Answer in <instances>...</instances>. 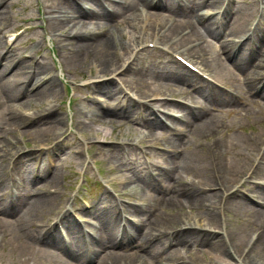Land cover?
<instances>
[{"label":"rangeland","instance_id":"rangeland-1","mask_svg":"<svg viewBox=\"0 0 264 264\" xmlns=\"http://www.w3.org/2000/svg\"><path fill=\"white\" fill-rule=\"evenodd\" d=\"M123 1L125 5L118 8L119 13L124 14L126 18L122 16L118 23L115 21H93L81 16L82 13L76 7L77 5L88 11L99 9L93 0H78L76 2L77 5H73L75 4L73 0V4H68L61 0H13L10 3L7 2L2 12L0 11V60L2 58L5 59L8 55L14 58L19 54H29L32 59V62L29 60L30 65V63L34 64V59L37 56L43 55V62L48 63V70L50 71L47 76L54 75L59 77L60 74L57 70L59 68V70L65 73V76L62 78L66 79L59 80L57 98H51L50 101L45 102L42 106L32 99L29 101L28 99L20 98L19 103L25 102L23 103V107L18 108L17 111L15 110L11 114L8 109L10 104L7 105V102L0 100V144L6 137L13 138L11 140L13 150L3 163L6 174L4 185L0 184V208L5 206L9 198V189H11V192L18 190L24 199L22 209L15 207L11 216L0 214V264H51L53 256L58 255L51 253L48 248L30 243L29 236H37V234L46 232L45 230L48 228V225H56L58 222L57 214L60 210L65 212L70 219L73 218L69 211L71 210V206L74 210V205L71 202L76 197L77 202L75 206H78L80 203L79 196L82 193L86 194L88 198L86 204L90 206L96 204L89 214L82 215L84 220L91 225L94 224L96 232L102 229L104 231V222L100 217V212L105 209H110V212H118L119 209L115 207L112 197L107 195L98 183L96 179L97 172L94 167L95 163L97 168L102 172V176L112 184L122 198L132 200L133 203L137 204V206L129 208L124 206V213L133 221L138 222V224L141 223L144 228H152L154 230L153 235L155 236L154 240H151L150 245H147L145 250L138 254H136L135 248H132L133 243L129 242V240H121V237L114 247L108 245L105 251H102L100 246L94 244L90 250L91 252H100V255H97V259H101L102 264H171L168 261L169 254L176 249L178 250V255L176 256L179 257V262L175 264H185L183 262L190 264H227L225 262L222 263L220 259L226 256V245L220 241L222 248L219 251H212L208 247V243H212L210 242L211 237H207L208 239L205 242H201L196 234L195 238L190 239L188 242L172 247L168 246L170 241L156 238V234L159 233L156 232V229L157 231L168 230V225L170 226V222H173V215L178 214L179 209L173 208L171 202H181L184 205L183 210L186 212V217L183 216V218L191 219V221L195 219L199 224L207 223L211 218L218 215L221 222L222 220L225 221L228 233L233 236L231 244L236 249L246 246V242L256 233L253 231L264 224V209L260 211L261 215L253 216V210L251 209L253 206H248V204L241 202L240 199L237 200L242 195L241 192H236L235 196L232 195L231 199L224 205L223 202H219L218 197H213V193H207L206 190L197 192L196 194V192H189L187 190L188 187L185 190L180 189V184L182 185L184 179L189 181V183L200 184L204 178L212 176L207 151L210 150L211 145L214 143V139L210 137L211 135L217 136V134L215 135L217 129L222 132L220 136H224L227 144L223 156L230 163L231 177L237 181L239 180L253 160L259 159L258 153L263 148L264 101L262 104L251 101L244 103L237 98L230 97L227 94L228 88L221 82L226 77H223L219 71L207 64L208 67H204L207 70L206 74L210 77L214 76L222 84L220 85L222 88L211 86L215 92V96L211 98L217 100L214 101L209 96L207 107L210 111L203 112L204 119L210 116L215 117L213 127L204 128L198 132L199 126L195 125V121H188L186 124L179 122L176 128L178 131L177 136L170 137L158 126H151L149 121L145 123L148 118L138 108L136 110L139 118L135 112L124 113L122 108L124 102L119 104V99L122 96L119 91L105 97L95 94L98 88L103 89V87H107L113 89L112 85H114L115 81L113 83L106 81L100 86H96V88L83 87V81L93 78L96 74V67L100 68L101 66L99 67V63H97L98 59L94 55L88 56L84 54L83 61L76 62L75 57L80 55L82 45H88L93 42L76 43L77 41L70 39L67 35L72 33L84 34L85 36L95 38V40L100 36H105L114 43L112 48L113 56L119 61L120 54L126 52V45H128V40L131 36V30L126 27L127 23H123L132 14V11L129 10V5L132 8L134 7V10L136 8L137 13L144 11L141 7H137L132 0ZM237 1L238 3L235 4V0H224L222 5H217L219 8L216 6L218 9L208 8L207 11H201L197 8V10L199 14L208 12L217 14L222 12V8L227 6V4H231L232 11L239 15L243 8L246 9L250 5V7L253 6V10L248 18L250 22L254 13L256 14V11L260 8L259 4H257L259 0ZM219 3H221V0H219ZM49 6L53 10L60 9L61 7L65 9H61L62 13L54 12L50 14V10L47 9ZM194 7L193 4H189L183 10L176 11V15H174L175 7L171 5V12L174 11V14L170 15L168 13L162 20L161 26L163 27L167 22L173 20V18L181 21L190 20L194 13L192 10ZM160 11L161 8L151 10V13L156 14L160 13ZM152 14H150V19L146 23L147 27L150 28H152L156 18ZM257 17L258 15L253 18L254 23ZM30 19H38V21L28 23L27 21ZM211 21L213 22V30L218 35L229 28V18L227 21H224L222 16H220L218 20L212 18L208 23ZM33 26L42 27V29L30 30L24 33L27 28L29 30V27ZM161 26L159 29L162 28ZM260 26L264 27V18L261 20ZM147 30L149 33L152 32L149 28ZM157 31L158 29L154 30L153 33ZM21 35L22 37L20 38ZM14 36H19V40L12 43ZM48 41H50V45L53 48L56 46L55 51L49 48ZM208 42H210L209 44L218 45L211 38L208 39ZM77 44L78 47H76ZM37 45L40 48L34 49ZM216 49L217 47L214 46L213 51H216ZM152 52L150 51V53ZM55 58L57 62L61 63V66L58 65L57 67V64L53 63ZM197 59L200 58L197 56ZM146 61L147 63L152 61L158 63L154 67L156 71L152 69L143 74L146 76L144 79L147 78L146 81L142 79L141 81L133 82L135 87L138 86L142 97H151L157 94L186 96L189 94H186L185 91L191 87L195 89L203 87L205 92L208 93L209 91L208 83L193 72L185 70L182 66L174 67L173 64H160L161 61L167 62L168 59L166 58L160 59L158 56L151 55ZM1 63L4 65L5 61L2 60ZM109 72L105 71V74ZM112 73L113 71L108 74L107 78H110ZM10 74L11 72L6 77H9ZM181 75L192 79L193 83L185 86L180 84L178 78ZM66 81H69L68 84L72 89L71 95L66 90ZM55 85L57 86V84ZM235 88L239 90L238 87ZM234 91L237 92L235 89ZM70 96L74 100L71 111L68 104ZM93 96L98 98V103L90 101ZM245 98L248 99L247 96ZM193 99L197 100L198 96H194ZM255 100L254 98L253 101ZM198 101L201 102V100ZM102 104L109 108V110H106L107 108L104 109ZM48 108H54L55 112L53 114L59 116V118H66L65 128H60L51 134L46 133L53 120L44 118L45 114H41L39 111H44ZM166 108L172 109L170 105ZM22 111L30 116L27 121L22 117ZM102 113L103 117H101ZM184 113L186 114V112ZM153 117L154 115L151 114L150 118L154 119ZM18 118L26 123V128L19 123ZM142 122L144 123L142 124ZM27 130L30 131L27 132ZM7 132L10 133L7 134ZM171 138L180 139L181 142L185 139L186 144L183 147L185 149L183 155L166 154L168 149L174 150L175 153L177 152V149L168 147L166 144V140ZM99 140H106L110 143H100L98 142ZM132 141L140 145L143 150L129 147L128 144L132 143ZM44 148L46 150H41ZM18 150L22 152L41 150V152L35 153L33 156L27 155L25 158H21L20 163H17L16 160L11 162L10 160L16 156ZM193 152H197L202 156L204 155L200 163L201 165L203 161L205 162L206 168L204 170L189 171L185 167L184 158ZM169 155L171 156L168 157ZM166 160L173 162L172 166L175 172L173 173L172 181L175 179V176L183 177L178 182L179 184H173L176 188L173 190L170 189V186H173L169 182L170 177L164 176V172L156 169L158 162H161L162 166L169 167ZM261 166L259 175L263 180L259 182L264 183V164L261 163ZM39 170L41 172L44 171L40 176L46 178L36 181L37 174H34V172H38ZM45 170L55 172L57 180L47 183L50 179L47 178L49 174ZM146 170H154V176H150ZM89 178L92 179V182L94 181L98 184L93 186L92 183H89L88 185H92L93 188L87 193L85 189L86 182L83 183L81 189L79 185L84 179ZM41 187L42 191L49 189V193L53 197L58 198V204L54 208L55 211L49 214L44 211H38L32 216L24 217L25 219L22 218L21 216L24 215L25 209L31 204L28 206L27 203L33 197L30 200H26L25 198L36 194L37 190ZM181 187L185 188L186 185L183 184ZM215 188L216 190L214 189L210 192L219 191L218 187ZM195 189L197 187H194L192 190ZM241 190L246 191L245 186ZM54 191L55 193L53 194ZM183 191L189 192L186 193L188 195H195L194 197H206L204 204L199 205L201 208L191 210L190 207L193 205L185 201L186 199L183 195L185 192ZM230 192H233V189ZM256 198L260 200L258 199L260 197L257 196ZM80 208L88 211V208L83 206V204ZM161 215L163 216V221L160 224V228H156V219ZM119 218L121 219V217L118 216L117 225ZM167 219L168 221L165 223ZM88 223H86V227L92 229L93 225L91 228ZM175 223L180 226L185 225L181 220ZM221 227L219 230L210 229L209 233L221 231ZM78 244L80 245L81 243ZM79 247L84 248L83 246ZM24 249L28 251V255L25 254ZM22 250H24V253H21ZM131 260L132 262H130ZM246 260H248V264H264V239L253 252L252 257ZM93 261H96L95 257L91 262ZM65 264L77 263L70 261ZM230 264H236V261L233 260Z\"/></svg>","mask_w":264,"mask_h":264},{"label":"bare ground","instance_id":"bare-ground-1","mask_svg":"<svg viewBox=\"0 0 264 264\" xmlns=\"http://www.w3.org/2000/svg\"><path fill=\"white\" fill-rule=\"evenodd\" d=\"M135 3H137L139 6L143 7L148 15H144V13H137V10L134 7L132 8L129 5V10L132 11V14L127 18V20L123 21V23H127V28L131 30V36H130V42L137 47L138 45L142 46L145 42H148L147 39L152 38L159 42L158 39L165 40L166 38L170 37L166 35V33H162V30H169L170 35L174 38H177V40H181L180 43H185L188 40L196 39L197 42L204 40L205 38H212L214 40H217L219 45L216 49V51H213L214 45L208 44V41H203L201 44L197 46L196 49H183V48H176V51H179L181 55L188 56L191 59H194L197 61V64L201 67H208L211 66L215 68L217 71L221 73V75L226 77V79H222V83L225 85H228L229 91H233L234 89L237 91V94H232L231 97H239L241 101L244 103H247L249 101L255 102L257 104H262L264 101V28L256 27L254 30H252L250 27V22L248 20L251 11L253 10V6L248 7L246 9H242L241 12L238 14H232V13H224L223 15H227L231 18L232 21V27L231 29L227 30L225 33H221L220 35L216 34L211 27L213 26V22L207 23L209 18L213 17V14L210 13H201L197 14L196 19L197 22L194 23L192 21L183 22L181 20H177L174 18L175 22H178V24H172V28H168L167 24L168 22L162 27V21L161 16L167 15L168 13L172 15L173 12H168V4L169 2L173 4V1L178 3L177 9L181 8L183 3L185 2H194L195 6L198 7L201 11H206L205 6L208 8H216V6L219 4V0H213L211 3V0H134ZM162 5L165 8V12L161 13L162 15H156L152 28L146 27L147 20L150 19L149 15V9H152L156 7L157 5ZM2 8V3L0 0V10ZM176 9V10H177ZM264 13V9H263ZM174 14V13H173ZM176 15V14H174ZM81 16H87L90 17L89 13L81 14ZM94 20L100 21L101 19L104 20H111L115 19L117 17L116 13H110L106 10H101V12L95 14ZM124 16V15H123ZM161 18V19H159ZM238 18V19H237ZM160 21V22H159ZM198 23V24H197ZM197 24V26H195ZM162 27L159 29V27ZM147 28L149 30H152L151 33L147 31ZM160 30V32H154V30ZM187 30L188 34L186 36H182L181 31ZM128 35V33H127ZM81 36V35H79ZM147 36V37H145ZM86 36L82 34V37L80 39H85ZM90 43L88 45L83 44L81 47V53L80 55L75 57L76 62L83 61V55H94L98 60L97 63H99L100 71L97 72V76L95 77V80L93 81V84H100L104 82L105 75H108L111 71H113V74H117L118 79L121 80V82L127 86L132 88L135 92H137L139 95L138 86H134L131 82H129L130 77H138L141 78L144 73L150 71L153 69V71L156 69L154 68L156 65V61H152L151 67L146 68L144 66L138 65L140 56L138 54H134L131 45L128 46L127 51L124 52L125 56H129L128 59H132L130 63L127 65L123 61L121 57H119V61L114 58V54L112 52V48L114 43L110 41L105 36H100L96 40L95 38L89 37ZM158 38V39H157ZM237 40V41H236ZM179 43V44H180ZM81 46V45H80ZM78 47V44L77 46ZM36 49V47L34 48ZM135 50V49H134ZM162 53L166 56V52L162 51ZM22 56V58L18 61H11V56H9L3 65V67L0 69V100H3L7 102L10 106L8 107L10 113H14V111L18 108L23 107V103H19L21 100L20 98H23L25 96L29 101L32 99L37 103L45 104V102L50 101L51 98H57L58 96V88L55 85L56 79L55 77H52L50 79H47L44 77V75L48 74L50 71L48 70V66L45 63H40L37 66L29 65V60L31 61L30 55L25 54H19L18 56ZM16 56V57H18ZM198 58L200 59H197ZM201 56H204L202 58ZM127 59V60H128ZM161 64V63H160ZM208 64V65H207ZM225 65V66H223ZM177 67V66H174ZM34 70L32 71V69ZM12 70L13 74L10 77L4 78L3 75L8 71ZM105 71H110L109 73L105 74ZM114 74V75H115ZM219 78V77H218ZM222 78V77H221ZM117 80L115 76H112V80ZM144 79V81H146ZM225 80H227L225 82ZM139 81V80H137ZM178 82L182 85H187L189 83H193L192 79H189L185 75H181L178 78ZM113 83V82H112ZM112 88L103 87V89L100 90V95L102 96H111L112 93H115L117 91H122V87L118 84L113 83ZM53 85V86H52ZM118 86V87H117ZM262 86V87H261ZM235 87H238L239 90ZM20 90V92H18ZM207 90V89H206ZM187 97H194L198 96V100L200 99H206V94L204 88L201 87L199 89H195L191 87L190 89L185 91ZM211 96H213L212 93H210ZM141 96V95H140ZM163 96L161 94L152 95L151 97H158ZM248 97L246 99L245 97ZM148 97V96H147ZM144 97V98H147ZM256 99L253 101L254 98ZM252 98V99H251ZM259 99V100H257ZM264 104V103H263ZM201 107H206L205 104L200 102ZM181 112L183 113V118H188V121H195L200 120L203 118V112H206V110L202 111H193L191 109L187 108H179ZM54 108H48L44 111H39L41 114H45L44 118L53 120V123L49 128L47 129L46 133L51 134L53 131H57L60 128L63 129L66 126V118H59V116L54 115ZM210 111V109H208ZM246 111V110H245ZM186 112V114L184 113ZM22 117L24 119H27L30 117L28 114H25L23 111ZM164 113V112H163ZM14 115V114H13ZM38 116V115H37ZM167 118H169L172 123H175L180 120L179 116L176 114H165ZM36 117V116H35ZM210 116L207 119L201 120L200 125L198 127V132L201 129L213 127L215 122V117ZM19 119V123L22 124L25 128L27 127L26 123L22 121V119ZM150 124L153 127L158 126L161 129H164L167 131L165 126L170 130L174 131L172 136L175 133V128L167 126L162 120H159L156 118V120H150ZM165 125V126H164ZM30 130H27L29 132ZM216 131V130H215ZM10 132H7L9 134ZM167 133H169L167 131ZM13 138L6 137L4 138L3 142H1L0 146V184L4 185L5 182V167L3 163L8 158L9 153L13 150L12 149V140ZM167 146H170L174 149H180L183 148L186 144L185 140L183 142L180 141V139H167L166 140ZM219 150V147L216 149V151ZM262 153L260 156V163L264 161V149H261ZM203 153V152H202ZM32 155V153L28 154ZM178 155V154H174ZM204 156V155H203ZM202 155H199L197 152L191 153L189 156L184 158L185 167L189 170H198L206 168L205 162L200 165L203 159ZM179 160V156H178ZM216 163H217V169L218 172L221 174V177L225 180L227 185H230L231 183V167L230 163L224 158L220 152L216 153ZM241 167V166H240ZM46 177L44 176H38L36 178V181L39 179H44ZM47 178L50 180L47 181V183L55 182L57 180L56 174L53 176L47 175ZM183 179L182 176H179L177 178V181H181ZM202 187H212L213 181L211 177L204 178L202 182L199 184ZM38 188V187H36ZM184 189V188H183ZM258 189L260 190L259 197L262 199V203H256L254 202V197H252L250 194H246L241 196V202H244L248 204V206H253L251 209L253 210V216H259L261 215V210L264 209V186L261 184H256L251 190ZM42 187L37 190L36 194L30 195L27 197L28 200L31 199L27 204L30 206L25 209V213L22 218L27 216H32L35 214V212L38 211H44L45 213L49 214L51 212L55 211V206L58 204V198H55L52 196V194L49 193V189L46 191H42ZM196 192V191H194ZM55 191L53 192V194ZM197 193V192H196ZM253 193V192H251ZM215 195L217 193H214ZM185 196V201L188 203H192L194 208L199 203L200 205L204 204V199H198L197 197H194L195 195L191 196L186 193H183ZM220 198L223 199L222 195H220ZM34 199V200H33ZM23 196L18 192L17 195L12 196L9 198V200L5 203V206L0 208V214H5L11 216L13 213L15 207H20L22 209L23 205ZM173 204V208L179 209L177 215H173V222H170V226L168 225V230L165 231H157L159 232L156 234V238H160V240L166 241V239L170 240L171 232L173 241H170V246L172 245H179L181 243H186L190 239L195 238V235L197 234V231L192 230L191 225V219H184L183 216L186 217V212L183 210L184 205L181 204V202H171ZM61 215L58 214V217ZM116 213L110 212V209H105L100 212V217L102 218L104 222L105 230L101 232V234H93L88 232L85 235V232L82 231L78 240H81L85 246L86 245H92L94 242H97L98 245L101 247L102 251H105L107 246L110 245L111 247H114L117 240L120 237V234L117 233V225H116ZM25 219V218H24ZM182 222L185 223V225L180 226L176 225L175 222ZM195 221V219H193ZM163 221V216L161 215L156 219V228H160V224ZM168 221V219L165 221V223ZM196 222V221H195ZM66 223L69 225L70 229H68L71 234L69 235V240H64L60 237V235L57 234L56 228L53 227V232L51 234H48L49 237L44 238L40 237V235L37 234V236L30 235L29 240L30 243L41 246H45V248H49L51 251H53L58 256H53L51 264H65L70 261H75L77 264H86L87 260L90 258L91 253L89 250H83V248L76 246L74 244L75 240L77 239V234H79V228H75V224L70 219L66 220ZM219 223V219L215 217L212 218L209 222L211 226H217ZM188 226V228H185L184 226ZM198 225V224H195ZM186 226V227H187ZM201 229H202V225ZM153 229L152 228H143L142 226H134V232L135 234H131V232L126 229L124 232L121 233L122 239L132 240L136 241L135 243V250L136 254L139 252H142L145 250V247H147L148 244L151 243L153 236ZM258 232V237L256 243H254L253 248L254 251L259 246L260 243H262V240L264 239V227H261L256 230ZM56 232V233H54ZM138 235L140 238H138ZM233 237V236H232ZM71 238H74L72 240ZM262 238L261 241H259ZM259 241V242H258ZM258 242V243H257ZM209 249L212 251H219L222 246L220 245V240H216L215 242L208 243ZM28 245V244H27ZM25 250V249H24ZM24 250L21 251V253H24ZM25 254L28 255V251L25 250ZM100 255V254H99ZM178 250H174L169 254V259L171 264H175L178 262ZM235 256H238L237 252L235 253ZM63 262H62V261ZM132 262V260L130 261Z\"/></svg>","mask_w":264,"mask_h":264}]
</instances>
